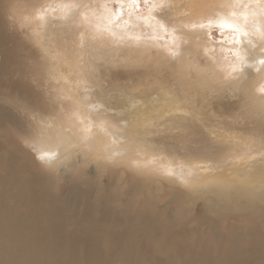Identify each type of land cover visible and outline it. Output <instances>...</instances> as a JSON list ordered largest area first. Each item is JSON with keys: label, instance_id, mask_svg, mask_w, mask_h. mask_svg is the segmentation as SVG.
<instances>
[{"label": "bare ground", "instance_id": "bare-ground-1", "mask_svg": "<svg viewBox=\"0 0 264 264\" xmlns=\"http://www.w3.org/2000/svg\"><path fill=\"white\" fill-rule=\"evenodd\" d=\"M86 1L18 6L42 60L37 91L0 83V264H264V35L237 33L231 73L191 27L229 0H169L122 31ZM163 32L178 44H156Z\"/></svg>", "mask_w": 264, "mask_h": 264}, {"label": "rangeland", "instance_id": "rangeland-1", "mask_svg": "<svg viewBox=\"0 0 264 264\" xmlns=\"http://www.w3.org/2000/svg\"><path fill=\"white\" fill-rule=\"evenodd\" d=\"M20 1L21 0H5L4 4L0 2V38H4V42L0 43V48L4 51L6 50L9 54V61L3 63L0 57V64L3 65L1 68L11 71V75L0 76V83L3 85L11 83H26L27 85L24 84V89L34 92L37 91V88L32 84H29L27 81L30 75L32 77L38 75L40 71L39 62L42 60V58L39 54L36 44L30 37V31L26 30L25 26L21 24L22 20L20 18L21 14L18 13V6L21 10H25L26 5L25 3L21 4ZM210 1L205 0V2L208 4L216 3L218 5V0ZM225 1L223 2L225 3ZM250 1L253 3H250ZM135 2L138 5L137 8L133 6V0H89L86 1L83 6L85 9L89 6L91 8L90 10H93V15L96 20L97 14H101L104 6L108 9L112 8L111 10L113 11L109 10V13L111 16H115L113 19V26L115 29L122 31V29L117 28L116 23H121L125 27H130L132 23L127 22V19L129 18L131 22L135 24H141L142 19L139 20V18L144 17L149 12L150 6L145 4L144 0H135ZM228 3L230 4L229 10L231 11V14H225V17L238 21L240 27H242L241 33L243 34L244 31L247 33V35L243 34V36L255 38L257 40V38H260L264 35L263 32H260L263 31V28H260V22L264 19V0H229ZM87 4L89 5L86 6ZM119 8L121 9L119 10ZM218 16L219 15L216 13L214 14L213 18L209 17L202 20L201 23L205 25H207L209 21L213 22L210 28L202 29L203 38H205V32L211 33V35L207 38V45L205 40L202 38L203 42L206 45V48H208V52L212 53L213 55L216 54L222 62L229 64V66H232L233 64L238 65L239 62L237 60V54H239L241 58L244 57L241 43H239L240 38L238 37L237 33H233L230 29L228 32H224L225 28H220L218 24L215 23L219 19ZM101 21L104 24L106 22L103 19ZM55 27L56 26L54 25L53 28ZM63 35H65V33ZM153 39L156 44L159 43V46L165 48L171 46L173 40H175L177 44L179 42L177 39H175V36L171 32L159 33L157 36H154ZM209 41L211 43H209ZM73 53L75 54H73L72 57L77 56L74 57L75 63L81 64V61L83 60L86 61L82 62L83 64L87 63V56L83 55L85 58L82 57L83 60L81 59L82 52H80V49L77 50L78 54H76V52ZM79 56L80 59L78 58ZM76 58L79 59L78 62L76 61ZM0 92H2L1 89ZM37 98H40V96H37Z\"/></svg>", "mask_w": 264, "mask_h": 264}, {"label": "snow or ice", "instance_id": "snow-or-ice-1", "mask_svg": "<svg viewBox=\"0 0 264 264\" xmlns=\"http://www.w3.org/2000/svg\"><path fill=\"white\" fill-rule=\"evenodd\" d=\"M174 2V0H173ZM144 3L149 5L150 7H171L172 3L169 2V0H144ZM133 6L136 7L138 6L133 0ZM39 18H43V14H40ZM212 21H209L207 25L203 23H194L191 25V27L196 28L199 27L201 29L204 28H210L212 25ZM215 23L218 24L220 28H225L228 27L233 33H240L241 32V27L236 20H230L228 18H220L218 21ZM161 29L165 27V23H161L159 25ZM247 35V33H244ZM211 35L210 32H205L204 37H205V42L207 44V38ZM261 49H264V37H262V43L260 45ZM249 59L251 60H257L255 56H250ZM237 60L239 62L240 67H237L236 64H233L231 66V73H236L241 70V68L245 65V60L237 54ZM257 62L261 65L264 66V55H262L261 58L257 60ZM261 83L259 84V87L257 88V91L261 94V99H264V67L261 68ZM59 145L56 144L54 141H50L47 138H42L41 140L35 142L32 145L33 151L37 154V159L50 169H54L56 167V164L59 160V157L57 155V149ZM261 164H264V142L261 144Z\"/></svg>", "mask_w": 264, "mask_h": 264}]
</instances>
